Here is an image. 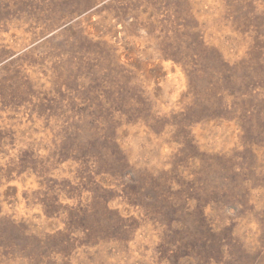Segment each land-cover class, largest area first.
<instances>
[{
    "label": "rangeland",
    "instance_id": "rangeland-1",
    "mask_svg": "<svg viewBox=\"0 0 264 264\" xmlns=\"http://www.w3.org/2000/svg\"><path fill=\"white\" fill-rule=\"evenodd\" d=\"M0 264H264V0H0Z\"/></svg>",
    "mask_w": 264,
    "mask_h": 264
}]
</instances>
